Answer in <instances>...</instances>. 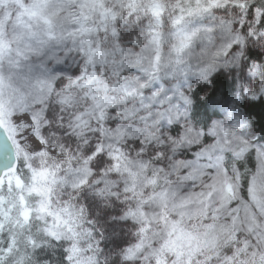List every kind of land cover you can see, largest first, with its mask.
<instances>
[{
	"label": "clouds",
	"instance_id": "9594fccd",
	"mask_svg": "<svg viewBox=\"0 0 264 264\" xmlns=\"http://www.w3.org/2000/svg\"><path fill=\"white\" fill-rule=\"evenodd\" d=\"M0 264H264V0H0Z\"/></svg>",
	"mask_w": 264,
	"mask_h": 264
}]
</instances>
